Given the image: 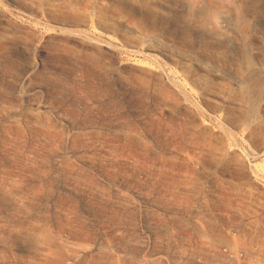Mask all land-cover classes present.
<instances>
[{
  "label": "rangeland",
  "instance_id": "374dc122",
  "mask_svg": "<svg viewBox=\"0 0 264 264\" xmlns=\"http://www.w3.org/2000/svg\"><path fill=\"white\" fill-rule=\"evenodd\" d=\"M234 6L232 43L182 0H0V264H264V0Z\"/></svg>",
  "mask_w": 264,
  "mask_h": 264
},
{
  "label": "bare ground",
  "instance_id": "6f19581e",
  "mask_svg": "<svg viewBox=\"0 0 264 264\" xmlns=\"http://www.w3.org/2000/svg\"><path fill=\"white\" fill-rule=\"evenodd\" d=\"M182 2L186 8V15L194 18L199 28L213 30L217 36L232 42L228 31L237 29L242 19L234 6V0H208L206 5L191 0ZM5 37L7 38V34L0 31V40ZM258 89L257 86L256 90Z\"/></svg>",
  "mask_w": 264,
  "mask_h": 264
}]
</instances>
